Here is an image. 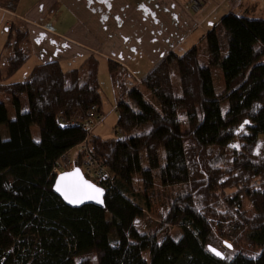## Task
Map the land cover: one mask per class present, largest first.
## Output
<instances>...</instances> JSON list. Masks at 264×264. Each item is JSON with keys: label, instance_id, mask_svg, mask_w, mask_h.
Wrapping results in <instances>:
<instances>
[{"label": "trees", "instance_id": "obj_1", "mask_svg": "<svg viewBox=\"0 0 264 264\" xmlns=\"http://www.w3.org/2000/svg\"><path fill=\"white\" fill-rule=\"evenodd\" d=\"M29 45L28 31L9 28L0 94L13 99L16 118L0 103V264H264V18L228 14L201 46L170 54L138 86L108 61L122 130L111 140L81 127L93 107L102 112L99 58L70 72L41 64L11 83L31 58ZM85 142L113 176L104 209L70 208L53 191L57 163ZM80 162L81 154L75 168ZM139 186L164 209L147 234L135 226L145 210L127 197ZM224 246V260L209 250Z\"/></svg>", "mask_w": 264, "mask_h": 264}, {"label": "crops", "instance_id": "obj_2", "mask_svg": "<svg viewBox=\"0 0 264 264\" xmlns=\"http://www.w3.org/2000/svg\"><path fill=\"white\" fill-rule=\"evenodd\" d=\"M185 5L186 0H0V71L7 68L4 45L14 25L28 31V62L35 67L55 62L70 72L95 56L125 68L138 86L170 54L197 47L228 14L264 18L257 0H208L196 14ZM93 135L102 138L97 130Z\"/></svg>", "mask_w": 264, "mask_h": 264}, {"label": "rangeland", "instance_id": "obj_3", "mask_svg": "<svg viewBox=\"0 0 264 264\" xmlns=\"http://www.w3.org/2000/svg\"><path fill=\"white\" fill-rule=\"evenodd\" d=\"M259 1L263 6H264V0H257ZM25 30V29H23ZM208 33V32H207ZM206 35V34H205ZM201 43H198L199 45H197L198 47L201 46V44L203 43V41H200ZM29 47V46H28ZM5 55L8 56V59L11 57V53L9 51L5 52ZM7 61V60H6ZM35 63L33 61L28 62L25 67L10 81L11 83H22L24 82L28 76L30 75L32 69L35 67L34 65ZM37 66V65H36ZM5 71L7 70L4 69ZM99 80H100V85H101V91H102V99H103V105H102V110L104 112L105 115V119L101 124H97L94 128L93 133L97 130V135H101V137L104 140H111V139H119L120 136L115 135L114 134V130L116 128V124H117V112L115 110L116 107V100H115V93L110 81V77H109V70H108V64L105 62L100 61V67H99ZM213 80H214V84L215 87L217 88V86H219V84L223 83V75H222V71L220 68H217L214 70L213 72ZM139 83V82H138ZM179 84H176V90H177V95H180V90H179ZM145 91V90H144ZM21 103H22V110L23 112H27L28 111V103H27V99L26 96H22L20 99ZM0 103L4 104L8 113V120L9 121H13L16 118V112L13 106V99L5 94V93H1L0 94ZM227 111V106H223V113L226 114ZM1 135L2 138L4 140H8L9 139V133L7 130V127L4 125L1 127ZM32 136L35 142H39L40 141V131L38 130V128H33L32 129ZM76 152H78L76 154ZM75 153L68 154L66 156V159H73V161L75 162L76 159L78 158V155L81 154L80 153V147L78 148V150H76ZM258 154L260 155H264V137L261 138V146L258 149ZM160 156L162 158H164V150L161 149L160 150ZM82 158V156H81ZM81 164V162H80ZM127 197L137 206L141 207L142 209L145 210V216L139 220L136 221L135 226L136 229L138 230V232L140 234H147L150 232V230L155 229L157 226V222L159 219V215L164 211L162 204V200L161 201H157L155 197H153V201L150 203L146 200V198L144 197L143 193H142V189L139 187L136 188L134 194H128ZM171 237L174 240H179V238L182 236L183 234V230L182 228H173L171 230ZM221 252V251H220ZM223 252V253H222ZM222 254L225 255V257H229V249L224 246L223 250H222ZM145 261L149 262V254L148 253H144L143 255ZM96 264V263H94Z\"/></svg>", "mask_w": 264, "mask_h": 264}, {"label": "built area", "instance_id": "obj_4", "mask_svg": "<svg viewBox=\"0 0 264 264\" xmlns=\"http://www.w3.org/2000/svg\"><path fill=\"white\" fill-rule=\"evenodd\" d=\"M208 3V0H186L185 7L187 8V11L190 13H198L203 6H205ZM141 83V81H139ZM93 115L86 119L82 124L81 127L84 129L88 135H92V132L94 131L95 126L98 124H101L104 119L105 115L102 113L97 112V108H92ZM114 134L121 136L122 130L116 129L114 130ZM80 147V153H81V171L84 175V177L95 184L97 187H100L103 189L105 195L112 193L113 191V176L109 169L102 165L100 162H98L91 154L90 150L87 147L86 142L83 143ZM75 168V162L73 159H66V156L57 163L56 167L54 168L53 174L55 176H59L61 174H64L66 172H69Z\"/></svg>", "mask_w": 264, "mask_h": 264}, {"label": "water", "instance_id": "obj_5", "mask_svg": "<svg viewBox=\"0 0 264 264\" xmlns=\"http://www.w3.org/2000/svg\"><path fill=\"white\" fill-rule=\"evenodd\" d=\"M77 172L79 173V177H76L74 175ZM62 177H65L67 179L62 181V179H61ZM74 182H77V183L86 182L87 184L93 185L96 189L102 190V195H100L99 200H97V199H82L78 203H70L68 199H65V196L62 194V192L57 191V186L61 185V184H70V183H74ZM53 191L62 200V202L66 206H68L70 208H74L75 209V208H81L83 206H89V205L96 206V207H99L101 209L105 208V196L106 195H105L103 189H101L100 187H97L95 184H93L92 182L88 181L84 177V175H83V173H82L80 168H74L73 170H71L69 172H66L64 174H61V175L57 176L56 180H55V183H54V186H53ZM209 250L214 256H216L217 258H219L221 260H224L226 258L225 255L222 254L217 249H214V248L210 247ZM216 253H220V255H216Z\"/></svg>", "mask_w": 264, "mask_h": 264}, {"label": "snow or ice", "instance_id": "obj_6", "mask_svg": "<svg viewBox=\"0 0 264 264\" xmlns=\"http://www.w3.org/2000/svg\"><path fill=\"white\" fill-rule=\"evenodd\" d=\"M247 123V122H245ZM231 147H239L238 145H232ZM76 177H79V173L74 174ZM62 181L67 179L65 177L61 178ZM57 191L62 192L65 196V199H68L70 203H78L82 199H97L99 200L100 195H102V190L96 189L93 185L87 184L86 182L82 183H70V184H61L57 186ZM220 255V253H216Z\"/></svg>", "mask_w": 264, "mask_h": 264}]
</instances>
